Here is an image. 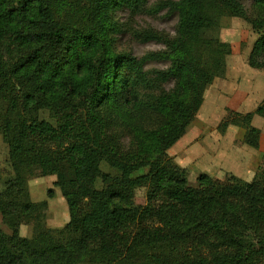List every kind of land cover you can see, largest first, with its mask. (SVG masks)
Returning <instances> with one entry per match:
<instances>
[{
	"label": "trees",
	"instance_id": "16d2710c",
	"mask_svg": "<svg viewBox=\"0 0 264 264\" xmlns=\"http://www.w3.org/2000/svg\"><path fill=\"white\" fill-rule=\"evenodd\" d=\"M121 7L177 13L175 33L144 29L138 39L164 48L141 58L118 52ZM231 10L258 32L248 63L264 69V17H248L242 0H0V134L14 173L0 193L12 230L0 227V264H264V179L228 185L201 174L203 187L190 189L166 149L194 120L203 82L226 75L231 47L219 20ZM151 60L169 66L145 69ZM254 114H264L263 102L233 122L258 148ZM104 162L120 174L102 173ZM143 168L140 205L134 173ZM33 169L56 176L69 221L25 237L20 225L47 206L16 194ZM11 198L24 200L20 209Z\"/></svg>",
	"mask_w": 264,
	"mask_h": 264
},
{
	"label": "rangeland",
	"instance_id": "374dc122",
	"mask_svg": "<svg viewBox=\"0 0 264 264\" xmlns=\"http://www.w3.org/2000/svg\"><path fill=\"white\" fill-rule=\"evenodd\" d=\"M158 1L160 0H149V6H153ZM242 2L248 17L255 19L264 17V8L255 4L253 0H242ZM114 15L119 22L118 28L120 29L113 33L114 49L118 52H129L137 58H141L150 51L164 48L161 43L153 40L141 41L136 36L137 32L153 28L156 31L173 35L178 21L177 13L170 12L167 9L156 14H146L133 13L129 8L121 7L114 12ZM260 33H264V30ZM219 36L222 40L228 42L231 47L226 63L227 78L217 77L211 81L203 82L205 88L203 102L194 120L166 148L168 154L184 172L187 178V186L190 189L202 188L203 185L198 178L201 174L208 175L207 171L211 169L217 174L225 175L226 178L234 179V95L224 93L221 85L224 83L228 85L229 81L234 83V63L244 62L245 54L249 48H253L259 34L246 18L231 10L229 14L220 17ZM168 66L169 62L166 60H151L145 64V69L157 70ZM171 85L172 82L166 84L167 87ZM257 118L259 124L264 126V114H259ZM122 143L124 150L131 149L132 145L129 143L127 136L122 138ZM202 143H207V146L212 150L218 147L217 153H212L213 158L210 160L208 157L206 160L200 157L199 152ZM254 158H261L260 160L264 164V146L254 150ZM101 171L112 176L120 174L117 169L110 167L105 162L101 164ZM252 172L261 174L253 175L254 181L260 183L264 179V167L260 169L255 166ZM13 175L8 145L0 134V193L6 191V181L12 178ZM134 176L140 178V185L135 190L134 201L136 204L144 205L147 202L148 169H140L134 173ZM55 181V175L45 174L41 169H33L23 178L17 180L15 191L18 196L27 195L32 202L47 201L46 208L38 211L35 219L20 225V235L31 237L36 229L61 228L69 221L66 199L60 188L54 185ZM99 186L107 187L106 183H99ZM49 189L53 191L52 197L47 195ZM23 201L9 199V203L14 209H20ZM0 227L8 234L12 231L1 214Z\"/></svg>",
	"mask_w": 264,
	"mask_h": 264
},
{
	"label": "crops",
	"instance_id": "0c3cea01",
	"mask_svg": "<svg viewBox=\"0 0 264 264\" xmlns=\"http://www.w3.org/2000/svg\"><path fill=\"white\" fill-rule=\"evenodd\" d=\"M250 51L251 49L249 48L245 54L244 62L234 63V83L229 81L228 85L227 83L221 85V89L224 93L234 95V115L253 111L264 102V69L255 68L249 65L248 57ZM219 78H227V75ZM258 116L259 114H254L251 124L260 129L259 147L261 148L264 146V126L259 124ZM244 134L245 129L234 125V179H230L229 177L226 178L225 175L217 174L215 171H212V169L207 171L208 175L212 176L215 180L228 185L233 184L238 178H242L249 182H256L253 180V175L261 174H255L252 170L255 166L263 169L264 164L263 161L260 160L261 158H254V150L259 147L253 148L247 145L244 142ZM217 150L218 147L217 149L212 150V148L207 146V143H202L201 151L199 152L200 157L204 160L208 157L210 160L213 158L212 153H217Z\"/></svg>",
	"mask_w": 264,
	"mask_h": 264
}]
</instances>
